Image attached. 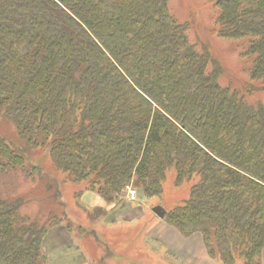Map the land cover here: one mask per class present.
I'll return each mask as SVG.
<instances>
[{
	"label": "trees",
	"instance_id": "1",
	"mask_svg": "<svg viewBox=\"0 0 264 264\" xmlns=\"http://www.w3.org/2000/svg\"><path fill=\"white\" fill-rule=\"evenodd\" d=\"M212 2L219 34L240 43L244 89L220 84L169 0H0V117L21 139L0 136V173L48 181L30 157L44 150L98 195V217L131 184L161 195L174 172L192 186L167 222L222 264H262L264 0ZM1 191L0 264H53L47 238L70 228L66 213L25 214Z\"/></svg>",
	"mask_w": 264,
	"mask_h": 264
},
{
	"label": "rangeland",
	"instance_id": "2",
	"mask_svg": "<svg viewBox=\"0 0 264 264\" xmlns=\"http://www.w3.org/2000/svg\"><path fill=\"white\" fill-rule=\"evenodd\" d=\"M168 7L179 22L188 24L189 40L198 45L199 51L208 50L218 63L220 84L244 89L250 81L248 65L240 43L219 34L218 11L212 0H169ZM253 98L247 96L250 101ZM0 136L21 142L15 126L2 117ZM30 157L42 167L53 188L46 187L48 181L28 178L20 171L0 173L1 195L23 196L21 211L31 216L46 215L52 209L60 215L66 213L70 228L66 222L64 227L50 228L47 238V250L51 258L56 256L53 264H222L209 256L200 234L185 237L166 220L167 212L188 197L192 182L177 186L175 174L170 172L162 194L153 197L143 196L140 188L131 184L133 197L127 190L121 203L115 207L104 204L106 213L94 217L100 205L95 192L86 190V184L67 181L44 150ZM158 205L166 210L163 218L153 211Z\"/></svg>",
	"mask_w": 264,
	"mask_h": 264
},
{
	"label": "water",
	"instance_id": "3",
	"mask_svg": "<svg viewBox=\"0 0 264 264\" xmlns=\"http://www.w3.org/2000/svg\"><path fill=\"white\" fill-rule=\"evenodd\" d=\"M153 211L161 218H163L166 214V210L160 205L154 207Z\"/></svg>",
	"mask_w": 264,
	"mask_h": 264
},
{
	"label": "built area",
	"instance_id": "4",
	"mask_svg": "<svg viewBox=\"0 0 264 264\" xmlns=\"http://www.w3.org/2000/svg\"><path fill=\"white\" fill-rule=\"evenodd\" d=\"M128 190H129V192L131 193V195H132V197H133L134 194H135V191L131 190L130 187H128Z\"/></svg>",
	"mask_w": 264,
	"mask_h": 264
},
{
	"label": "crops",
	"instance_id": "5",
	"mask_svg": "<svg viewBox=\"0 0 264 264\" xmlns=\"http://www.w3.org/2000/svg\"><path fill=\"white\" fill-rule=\"evenodd\" d=\"M99 202V201H98Z\"/></svg>",
	"mask_w": 264,
	"mask_h": 264
}]
</instances>
